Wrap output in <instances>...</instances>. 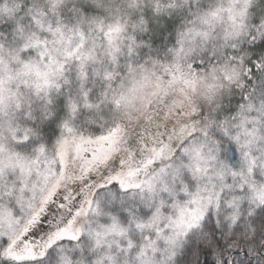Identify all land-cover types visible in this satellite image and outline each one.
Returning a JSON list of instances; mask_svg holds the SVG:
<instances>
[{
  "label": "snow or ice",
  "instance_id": "1",
  "mask_svg": "<svg viewBox=\"0 0 264 264\" xmlns=\"http://www.w3.org/2000/svg\"><path fill=\"white\" fill-rule=\"evenodd\" d=\"M0 264H264V0H0Z\"/></svg>",
  "mask_w": 264,
  "mask_h": 264
}]
</instances>
